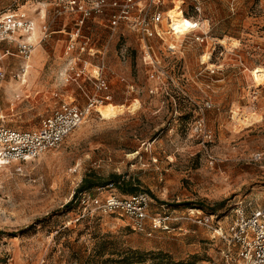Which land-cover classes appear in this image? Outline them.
Returning a JSON list of instances; mask_svg holds the SVG:
<instances>
[{
    "label": "rangeland",
    "instance_id": "obj_1",
    "mask_svg": "<svg viewBox=\"0 0 264 264\" xmlns=\"http://www.w3.org/2000/svg\"><path fill=\"white\" fill-rule=\"evenodd\" d=\"M55 1L0 0V20L17 11L34 22L30 36H17L32 42L28 58L17 43L2 44L10 54L0 62V126L36 131L63 102L103 98L93 79L98 67L112 98L98 107L121 114L103 119L96 109L58 149L0 167V264H121L128 250L148 254V264L153 252L175 264H246L206 228L179 218L200 210L227 231L234 209L264 205V83L257 82L264 77V0H137L130 21L118 24L111 3L122 0H107L80 28L90 39L86 52L69 55L81 14H59ZM176 4L173 15L195 29L174 40L167 16ZM154 12L161 13L157 26ZM145 25L151 35H143ZM75 58L86 71L66 81ZM78 192L95 202L87 209L70 203ZM138 193L152 199V217L178 219L168 231L148 236L129 218L98 209L110 196Z\"/></svg>",
    "mask_w": 264,
    "mask_h": 264
},
{
    "label": "built area",
    "instance_id": "obj_2",
    "mask_svg": "<svg viewBox=\"0 0 264 264\" xmlns=\"http://www.w3.org/2000/svg\"><path fill=\"white\" fill-rule=\"evenodd\" d=\"M107 0H95L91 7L84 5V0H56V12L59 14L69 12H80L81 17L78 19L77 29L70 39L66 47V54L69 55L74 51L79 54L86 52L90 39L80 35V28L86 21L90 20L94 14L103 12ZM141 1V0H140ZM147 2H161V0H146ZM137 0H122L121 2H112L111 6L118 8L117 14L113 15L115 24L121 20H129L132 10L136 7ZM199 4V0H195ZM64 3L65 5L61 4ZM105 3V4H104ZM195 4L197 11L200 6ZM148 14V13H147ZM151 21L157 26L161 22V13L154 12L151 14ZM34 22L30 20L25 12L12 11L0 20V62L3 56L10 54V49H2V44L17 43L19 52L23 57L28 58L32 42L18 43L17 36L21 33L30 36L33 32ZM148 27V28H147ZM144 36L150 33V27L144 26ZM191 30L190 32H192ZM151 35V33H150ZM80 39V40H79ZM196 41L204 42V37H196ZM147 47V46H146ZM149 47H147V50ZM78 54V55H79ZM76 59L72 63L75 66L68 68V78L66 81L76 80L84 75L86 69L77 70ZM154 66L156 62L154 61ZM73 64V65H74ZM85 65H90L87 61ZM97 76H93L96 80L98 90L105 94L101 99H93L85 106H79L75 102L61 103L54 112L45 118L39 129L36 131L19 130L15 128L0 126V167L9 166L16 163H27L39 159L44 154L58 149L63 142L77 130L85 120L97 109L103 101H111L112 98L108 94L110 86L103 78V67L97 68ZM264 73V67L261 68ZM74 72V74H72ZM69 75L72 77L69 78ZM4 78V72L1 71L0 65V81ZM198 128V132L203 133L204 139L211 140V134L207 130ZM262 154H256L255 160H260ZM92 197L82 194L79 197L80 206L87 209L91 206ZM152 199L145 193L133 194L125 197L110 196L105 202L98 207L101 211L110 214H118L127 217L132 221V228L139 233L151 236L156 231H168L171 222L177 221L173 218V214H165L164 216H151ZM240 208L234 209L235 221L229 230H224L216 220L214 215L204 214L200 210H189V214L185 219L193 224L206 228L212 239L219 238L227 243L228 248L236 249L239 258L246 264H264V205L258 208Z\"/></svg>",
    "mask_w": 264,
    "mask_h": 264
},
{
    "label": "bare ground",
    "instance_id": "obj_3",
    "mask_svg": "<svg viewBox=\"0 0 264 264\" xmlns=\"http://www.w3.org/2000/svg\"><path fill=\"white\" fill-rule=\"evenodd\" d=\"M179 9H180L179 4H176V9L172 10L170 15L167 16L168 23H169V25H168L169 29L172 31V35L175 36V37H173L174 40L180 39L182 35H184L185 33L190 32L191 30L195 29L194 25H186V24L180 23L177 20V18L173 14H174V12H176ZM210 56L208 54L206 56V60H204L205 57L203 56L204 57L203 60L204 61H208L210 59ZM260 70L258 72H260ZM257 82L260 83V84H263L264 83V77H257ZM137 109L138 108L136 106H131L129 108V111L134 112ZM97 112L99 114H101L103 119L116 118V117H118L121 114V111L118 108H115L114 106H112L110 104L109 105L99 106L97 108ZM236 119L238 121H242V122H244L246 124H250L252 122V120H253V117L249 115L248 117H245L243 119V116L240 117V114H236Z\"/></svg>",
    "mask_w": 264,
    "mask_h": 264
},
{
    "label": "trees",
    "instance_id": "obj_4",
    "mask_svg": "<svg viewBox=\"0 0 264 264\" xmlns=\"http://www.w3.org/2000/svg\"><path fill=\"white\" fill-rule=\"evenodd\" d=\"M87 182H88L87 180H84L82 187H84ZM113 184H115V182ZM90 185L92 187L96 186L95 183H90L88 186ZM84 193L85 192L75 193L73 200L70 203H77L80 206L79 197ZM147 256L148 254L137 250H128L122 254V257L119 261L121 264H148ZM150 256H151L150 264H175L172 260V257H170L169 255L163 252H158V253L153 252L150 254Z\"/></svg>",
    "mask_w": 264,
    "mask_h": 264
}]
</instances>
